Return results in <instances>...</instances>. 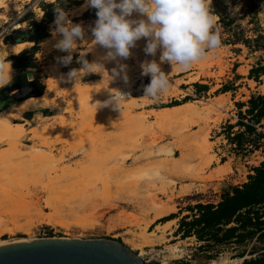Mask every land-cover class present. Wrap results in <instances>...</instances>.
Returning <instances> with one entry per match:
<instances>
[{
    "label": "rangeland",
    "instance_id": "obj_1",
    "mask_svg": "<svg viewBox=\"0 0 264 264\" xmlns=\"http://www.w3.org/2000/svg\"><path fill=\"white\" fill-rule=\"evenodd\" d=\"M1 1L0 26L3 27V32H10L11 29L17 28L14 23L17 17L31 8L39 20L41 15L35 8L36 3L51 0ZM78 1H82L85 6L86 0ZM255 2L257 9L252 21L251 16H245L251 5L249 1L229 0L218 6L230 13L234 31L242 30L246 38H253V30H256L264 37V0ZM212 4L213 1L209 6ZM88 10L93 12L86 19L83 14ZM96 11L97 9L92 7H72L65 10L73 24L79 23L85 29L84 39L76 41L77 47L72 52L75 59L68 66L57 63L56 58L66 56L67 53L53 47L62 37H53L52 23L49 26L51 37L44 41V46H39L34 56L37 69L24 72L12 67L8 69V76H12L14 81L2 94L10 98L19 92L25 95L24 88L29 87L30 92L36 91L37 85L42 87L43 91L41 95L36 93L34 97L30 96L21 101L22 103L14 102L7 109L0 111V116L9 119L12 124L21 125L27 132L20 147L23 157L13 160L5 156V159L0 160V170L4 161L9 164V170L6 172V169H3L5 172L0 173V194L4 198L0 208V223H7L8 228H12V219L19 220V225L25 224L30 210L34 211L32 206V209L27 207L35 203L41 214L28 227L3 232L0 242L10 244L26 239L36 241L46 238L110 239L119 241L139 257V250H135L130 243L126 244V241L128 242L132 235L141 233L151 221L153 216L143 213L142 208L146 197L153 195L156 203L161 202L160 204L172 199L169 206L174 207V212L171 214L177 217L166 227L163 234H159L163 235L160 244L158 242L144 248L139 257L143 264H243L245 260L256 258L264 252V243L256 241L255 238L246 239L241 243L232 241L222 247L199 249L201 244L195 238L182 240L174 233L179 219L191 215L187 207L197 203L216 205L224 190L246 183L247 176L253 174L251 169L264 162V142H261L259 150L251 154H236L227 143L223 132V128L228 124L235 125L238 121L236 103H246L251 95L264 93V75L259 77L258 81L247 79L249 70L261 59L264 60L263 52L250 53L243 45H221L218 49L208 51L206 59L192 65L188 70L176 71L167 62L161 63L162 49L158 48L154 56L145 54L147 38H141L135 42V47L130 48L129 58L118 57L116 61H109L105 59L108 50L92 43L94 37L90 28L94 27L97 19L94 18ZM128 19L138 20L146 17L134 12ZM217 20L216 17L213 31L218 29L223 32L217 25ZM227 36L228 34H223L222 39ZM29 47L31 45L27 44L24 49ZM8 48L9 45H3L0 39V63L4 69L5 58L12 53L11 48L6 50ZM81 54L89 63L103 64L104 72L80 73L76 80H69L66 76L69 70H79L82 67L77 62ZM153 60L167 74L170 82L169 91L160 94L156 99L144 97V87L150 83L151 75H143L140 67L141 63ZM117 61L127 66L125 71L135 82L130 98L134 102L137 101V106L130 110L128 115L119 110H110L116 105L112 99L113 92L127 94V82L124 84V81L119 79L122 76L112 78L111 70L117 67ZM51 80L54 81L53 85L57 87L58 93L51 90L48 92V82ZM196 83L206 86L207 91L196 93L193 86ZM223 85H233L234 89L221 94L218 90ZM95 103L98 105L96 108L93 107ZM185 103L191 105L178 117L170 121L155 120L158 111ZM244 110L245 108L242 109ZM46 127L49 131L43 133ZM55 128L58 130L55 131ZM31 130L39 132V139L34 138ZM237 130L234 128L232 131ZM258 131L264 132V128H259ZM1 137L0 151L6 152L8 148L5 138ZM37 147L45 154L52 151L55 159H59L63 152L68 153L60 163H45L46 166L39 164L33 168L32 153ZM159 151V157L152 155ZM71 152L79 154L70 155ZM117 163L121 164L119 175L113 172V165L117 166ZM220 163H226L225 167H219ZM10 164H17V168H10ZM62 168H71L73 172L71 169L70 174L62 172ZM90 189L97 194V197H93V209L90 206L89 211L85 210L75 218L64 214L61 219L67 225L44 221L46 217L55 214L52 203L61 194L77 199V194L79 196L81 192L87 193ZM19 190L23 191V195L28 194L25 196H28V202H31L25 207L28 211L24 208L25 205L22 207V210H26L23 216L19 214L22 210L18 212L12 203L14 192ZM15 205L18 206L19 203ZM133 218L135 222H131ZM157 221L147 227V230L154 231L156 223L164 224ZM80 223H85L86 226L82 227ZM252 252L255 254L250 256ZM239 255L244 257L238 258Z\"/></svg>",
    "mask_w": 264,
    "mask_h": 264
},
{
    "label": "trees",
    "instance_id": "obj_2",
    "mask_svg": "<svg viewBox=\"0 0 264 264\" xmlns=\"http://www.w3.org/2000/svg\"><path fill=\"white\" fill-rule=\"evenodd\" d=\"M211 1L213 4L209 6V11L218 18L217 25L224 30L219 32L221 45H243L250 53L262 51V57H264V37L258 31L253 30L255 33L253 38H246L242 34V30L234 31L232 29L233 18L230 17V13L218 6L229 0ZM244 1H249L251 4L245 16H251L250 21H252L256 14L257 4L255 0ZM55 4H59L65 11L72 7H79L83 2L78 0L38 1L35 8L41 15L39 20L36 19L37 14L31 8L17 17L14 22L17 28H10V32H3V27L0 26V39L3 45L20 43L31 45L18 54H11L5 58V62L10 63L13 69L21 72L37 69L34 56L38 52L40 44L51 37L49 26L55 19ZM91 12L93 11H86L83 17L88 19L87 16ZM223 34H228L224 40L222 39ZM262 75H264V60L261 59L249 70L247 79L258 81ZM13 81L0 89V111L7 109L15 102L8 95L2 94ZM193 86L196 93L207 91L206 86L197 83ZM233 89V85H223L218 92L224 94L233 91ZM41 91L42 87L37 85L36 91H31L29 94H39ZM235 106L238 109V121L235 125L228 124L223 128V132L226 135L227 143L232 146L236 154H251L259 150L261 142H264V132L258 131L259 128H264V93L251 95L246 103H236ZM244 108L245 110L242 111ZM234 128L238 130L233 132ZM251 172L253 174L247 176L246 183L224 190L216 205L197 203L187 207V211L191 215L179 219L175 236H179L182 240L195 238L201 244L199 249L222 247L232 241L241 243L246 239L253 238L264 243V162L258 167H253ZM176 217L175 214H171L157 222L165 223ZM254 254L255 252H252L249 255ZM243 257L244 255L238 256V258ZM243 264H264V252L258 254L254 259L245 260Z\"/></svg>",
    "mask_w": 264,
    "mask_h": 264
},
{
    "label": "clouds",
    "instance_id": "obj_3",
    "mask_svg": "<svg viewBox=\"0 0 264 264\" xmlns=\"http://www.w3.org/2000/svg\"><path fill=\"white\" fill-rule=\"evenodd\" d=\"M211 0H86L85 7L97 9V19L94 27L90 28L95 45L107 49L105 59L116 61L117 58L130 57V48L135 42L147 38L144 52L154 56L157 49H162L161 63L167 62L176 71H185L192 65L207 58V52L221 46L219 30H215L216 17L209 11ZM117 10H119L117 12ZM136 12L146 19H128ZM52 35H60L53 47L66 56L57 57V63L68 66L72 60V52L76 49V41L85 37L84 27L73 24L59 4L54 7ZM82 65L78 69H70L66 74L69 80H76L80 73L104 72L100 63H89L81 54L77 61ZM126 65L117 61L112 78L124 73L123 79L127 82ZM143 75H151L150 83L144 87V97L158 98L167 93L170 82L160 65L156 61H145L140 65ZM8 81L4 75L3 64L0 63V86ZM112 99L116 105L125 101L126 97L115 91ZM98 106V105H97Z\"/></svg>",
    "mask_w": 264,
    "mask_h": 264
},
{
    "label": "bare ground",
    "instance_id": "obj_4",
    "mask_svg": "<svg viewBox=\"0 0 264 264\" xmlns=\"http://www.w3.org/2000/svg\"><path fill=\"white\" fill-rule=\"evenodd\" d=\"M1 1V0H0ZM4 1V0H3ZM2 2V1H1ZM0 2V3H1ZM78 9H83V8H85V6L84 5H81V6H79V7H77ZM27 44H29V43H23V44H14V45H10L9 46V48H11V51H12V55L13 54H18L20 51H22L23 49H24V47L27 45ZM44 44H45V42H42L40 45H43L44 46ZM95 46H98V47H102V46H100V45H95ZM9 48L8 49H6V50H9ZM103 48V47H102ZM98 50H99V48H98ZM6 55V54H5ZM5 63V69H4V75H5V77H6V79H7V83L6 84H4L3 86H0V89L1 88H3L4 86H6V85H8L11 81H12V79H13V77L12 76H8V69L9 68H11V65H10V63H8V62H4ZM13 69V68H12ZM11 70V69H10ZM14 75V74H13ZM126 75H127V85H126V87H125V90H126V92H127V94L126 95H124L125 97H126V100L125 101H123V102H121V103H119V104H117V105H115L114 107H112L110 110L111 111H115V110H119V111H122L123 113H125V115H128L129 113H130V110H132V109H134L137 105V101L136 102H134L133 100H131V96H132V92H131V90L133 89V87L135 86V82H134V80L130 77V75L126 72ZM121 76H122V78H119L120 80H122V81H124V84H125V80L123 79V76H124V73H121ZM120 77V76H119ZM56 79V78H55ZM58 79V78H57ZM197 79V78H196ZM195 80H193V82H194ZM53 80H51V81H49L48 82V85H49V90H48V92L51 90V92L52 91H54L55 93H58V89H57V87L55 86V85H53ZM57 82V81H56ZM67 91V90H66ZM122 94V93H121ZM123 94H124V92H123ZM68 95H69V93H68ZM39 100V99H38ZM129 100V101H128ZM46 102H47V99H46ZM62 102V101H61ZM22 103V102H21ZM96 104V103H95ZM21 105V104H20ZM190 105L191 104H189V103H185V104H182V105H180V106H177V107H168V108H166V109H162V110H160V111H158L156 114H155V120H157V121H170V120H172L173 118H175V117H178V115H180L183 111H185V110H187L189 107H190ZM93 107H97V104L95 105V106H93ZM122 113V114H123ZM144 118V117H143ZM63 120V119H62ZM64 126V125H63ZM62 126V127H63ZM26 129V128H25ZM24 129V127H22L21 125H17V124H12L10 121H9V119H7V118H5V117H3V116H0V136H2L1 138L3 139V138H5V144H6V146H7V148H8V151H6V152H1L0 151V160H2V159H5V156H8L9 158H11V159H13V160H20L23 156H21V154H20V147H21V143H22V140H23V138L26 136V134H27V132H26V130ZM58 129L60 130V128L58 127ZM58 129H56L55 128V131L56 130H58ZM43 133H47L48 131H49V129H48V127H46V128H44L43 129ZM31 133H33L34 134V138H37V139H39V136H38V134H39V132L37 131V130H31ZM52 133V132H51ZM58 133V132H57ZM61 133V132H60ZM53 134V133H52ZM40 135V134H39ZM46 136V135H45ZM43 137V136H42ZM1 140V139H0ZM2 141V140H1ZM146 150V149H145ZM50 151V150H49ZM65 151V150H64ZM72 151V150H71ZM62 152V151H61ZM73 152V151H72ZM71 152V154L70 155H73V154H79V153H72ZM78 152V151H77ZM68 152L66 151V152H63V154L61 155V153H60V155H61V157L59 158V159H55V157H53V154H52V151L50 152V154H45L44 152H42L41 151V148L40 147H37V148H34V153H32V154H34L33 156H34V166H33V168H36L35 166H37V165H43L44 166V164L45 163H47V164H51V163H60V162H62L64 159H65V154H67ZM160 151L159 152H156V153H153L152 155H155L156 157L158 156H160ZM69 155V154H68ZM82 155V154H81ZM148 155V154H147ZM150 155H151V153H150ZM33 156H32V158H33ZM166 158V157H165ZM7 160V159H6ZM9 160V159H8ZM13 160H11V161H13ZM32 161V160H31ZM9 162V161H8ZM14 162V161H13ZM2 163V162H1ZM6 164V161H4V164H3V166ZM8 164V163H7ZM7 164H6V166H4V168H3V166H2V169L0 170V173H3V172H5V171H3V169L5 170L6 169V172H7V170H9L8 168H7ZM114 164H116V163H114ZM11 165V164H10ZM123 165V164H122ZM8 166H9V164H8ZM45 166H46V164H45ZM51 166V165H50ZM113 166H115L113 169H114V174H117V175H119V174H121V167H119V166H121V164H118L117 163V166L116 165H113ZM224 167H225V165H224ZM223 167V168H224ZM10 168H12V169H14V168H17V164H12L11 166H10ZM222 168V169H223ZM57 169V168H56ZM63 169V168H62ZM71 169V168H70ZM70 169L69 168H65V169H63V171L62 172H64V171H66V172H69L70 171ZM37 170H38V168H37ZM55 170V169H54ZM72 170V172H73V169H71ZM109 170V169H108ZM3 171V172H2ZM71 172V171H70ZM70 172L68 173V174H70ZM71 172V173H72ZM0 175H2V174H0ZM78 177V176H77ZM148 177V176H147ZM79 179V178H78ZM77 179V181H79ZM81 179V178H80ZM109 180V179H108ZM158 179H156V181H157ZM159 181V180H158ZM105 182V181H104ZM147 183H149V180H147L146 181ZM150 182H151V184H153L152 183V179H150ZM80 183V182H79ZM125 183V182H124ZM84 184V183H83ZM109 184V183H108ZM118 185V184H117ZM83 186V185H82ZM107 185H105V187H106ZM78 187H80V186H78ZM91 187H93V186H91ZM151 187V186H150ZM19 188V187H18ZM107 188V187H106ZM152 188V187H151ZM80 188H78V190H79ZM138 189V188H137ZM145 189H147V188H145ZM153 189V188H152ZM66 190V189H65ZM83 190H85V189H83ZM83 190H81V191H83ZM22 192L23 191H21V190H19L18 192H14V194H13V196H12V203H13V207L19 212L20 210H22L23 208V206H24V208L26 207V206H28L29 204H31V202H28V196H25V195H28V194H25V195H23L22 194ZM70 192V191H69ZM68 192V193H69ZM77 192V191H76ZM101 192H103V191H101ZM144 192V191H143ZM71 193H73V192H71ZM80 193V192H79ZM88 193H90V194H88ZM64 194V193H63ZM63 194H61L59 197H57V200H55V202L53 201V203H52V205H53V209H54V212H55V214L53 215V216H48V218L46 217V219L44 220V221H46L47 223H53V222H59L60 224H65V225H67L66 223H64V222H62V219L61 218H63L64 217V214L66 215V213L68 214V215H70V216H72V217H79V214L81 213V212H83L84 213V211L85 210H88L89 209V207L91 206L92 207V204H93V202H94V198L93 197H95L97 194H95L94 193V191L92 190L91 191V189L89 190V192H87V193H85V192H81V194L78 196V194L76 195V197H77V199H75V197L74 198H72L71 199V197H70V195H69V197H68V195L67 194H65V195H63ZM149 194V193H148ZM66 195H67V197H66ZM141 195V194H140ZM58 196V195H57ZM153 195H150L149 197L147 196H145L147 199H145V204L143 205V213H147V215H152L153 217H152V219H151V221L150 222H148L147 223V226L146 227H144L143 228V231H141V233H139L138 235H132V237H131V239H128V242L126 241V244L127 243H130V245H132V247L133 248H135V250H139V252H140V254H139V257L143 254V252H144V248L145 247H149V246H152V245H155V244H157L158 242H159V244H160V241L162 240V236L163 235H159L160 233L161 234H163L164 233V231H165V229H166V227H168L170 224H172L173 223V220H171V221H168V222H166V223H164V224H162V225H159V224H155V229H154V231H149V230H147V227H149L151 224H153V223H155V221H157L158 219H162V218H164V217H167L168 215H170L171 213H173L174 212V207H170L169 206V203L170 202H172V199L171 200H169L168 202L167 201H165L164 203L165 204H160V203H156L157 201H155L154 200V196L152 197ZM97 197V196H96ZM135 197V196H134ZM4 198H2V194H0V208H2V205H3V202H4V200H3ZM143 199V198H142ZM157 200V199H156ZM25 202V203H24ZM143 202V201H142ZM16 203H19V205L21 206V208H19L17 205H15ZM24 203V204H23ZM8 204V203H7ZM28 204V205H27ZM96 205V204H95ZM30 206H32V208L34 209V211L33 212H31V210H30V213H29V216H28V218H26V223L25 224H21V225H19V220L17 221V220H15L14 219V221H13V219H12V222H11V225H12V228H8V226H7V223L6 224H1L0 223V235L3 233V232H11V231H15V230H19V229H23V228H25V227H28V226H30L33 222H34V219L36 218V219H38V217L40 216V214H41V210L38 208V205H37V203H35V204H31V205H29L27 208L28 209H32V208H30ZM91 207H90V209H91ZM93 207H95L94 206V204H93ZM93 207H92V209H93ZM27 208H25L27 211H28V209ZM4 209V208H3ZM26 210H22V211H20L19 212V214L20 215H24V211H26ZM95 210V209H94ZM89 211V210H88ZM22 212H23V214H22ZM12 214V213H11ZM13 215V214H12ZM84 215V214H83ZM3 216V215H2ZM42 216V215H41ZM89 216V215H88ZM93 216V215H92ZM15 217V216H14ZM27 217V216H26ZM100 218V217H99ZM42 219V218H41ZM78 219V218H77ZM128 219H130V218H128ZM61 220V221H60ZM75 220V219H74ZM79 220V219H78ZM77 220V221H78ZM84 220V219H83ZM124 220H125V218H124ZM43 221V220H42ZM85 221V220H84ZM131 222H135V220H134V218H133V220L131 221ZM58 223V224H59ZM136 223H137V221H136ZM57 224V225H58ZM81 224V223H80ZM85 224V223H84ZM84 224H81V226L83 227V226H86V224L84 225ZM89 224V223H88ZM91 224V223H90ZM134 224V223H133ZM10 225V224H9ZM54 225H56V224H54ZM120 226H121V224H120ZM5 227V228H4ZM61 227H63V226H61ZM70 227V226H69ZM135 227H136V225H135ZM138 227V226H137ZM112 229H114V228H112ZM131 235V234H130ZM32 241H34L33 239H26L25 241H16L15 243H22V242H32ZM7 243H9V242H7ZM0 244H4L3 242H0ZM128 246H129V244H128ZM213 264H227V262H221V263H213Z\"/></svg>",
    "mask_w": 264,
    "mask_h": 264
},
{
    "label": "water",
    "instance_id": "obj_5",
    "mask_svg": "<svg viewBox=\"0 0 264 264\" xmlns=\"http://www.w3.org/2000/svg\"><path fill=\"white\" fill-rule=\"evenodd\" d=\"M24 90L25 95L19 92L11 99L17 103L30 96L34 97L29 94V87ZM42 91L38 95H41ZM0 264H143V262L115 240L46 238L32 242L0 244Z\"/></svg>",
    "mask_w": 264,
    "mask_h": 264
},
{
    "label": "crops",
    "instance_id": "obj_6",
    "mask_svg": "<svg viewBox=\"0 0 264 264\" xmlns=\"http://www.w3.org/2000/svg\"><path fill=\"white\" fill-rule=\"evenodd\" d=\"M9 46H10V45H9ZM10 55H11V54H10ZM225 164H226V163H225ZM225 164L220 163L218 166H219V167H220V166L222 167V166H224ZM219 167H218V168H219ZM216 169H217V168H216Z\"/></svg>",
    "mask_w": 264,
    "mask_h": 264
}]
</instances>
